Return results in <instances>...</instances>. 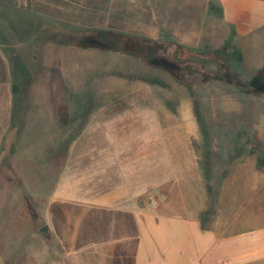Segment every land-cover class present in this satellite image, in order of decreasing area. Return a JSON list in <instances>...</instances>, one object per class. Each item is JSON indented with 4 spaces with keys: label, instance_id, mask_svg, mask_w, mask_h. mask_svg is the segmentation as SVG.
<instances>
[{
    "label": "rangeland",
    "instance_id": "1",
    "mask_svg": "<svg viewBox=\"0 0 264 264\" xmlns=\"http://www.w3.org/2000/svg\"><path fill=\"white\" fill-rule=\"evenodd\" d=\"M119 37L189 56L145 60L122 52ZM255 39L239 37L219 0H0L2 264H90L93 251L73 249L94 243L132 263L131 211L57 197L61 172L79 179L98 149L144 148L147 171L160 162L164 177L170 167L199 175L224 211L264 226V83L251 86L264 77V37ZM112 129L129 137L107 140Z\"/></svg>",
    "mask_w": 264,
    "mask_h": 264
},
{
    "label": "crops",
    "instance_id": "2",
    "mask_svg": "<svg viewBox=\"0 0 264 264\" xmlns=\"http://www.w3.org/2000/svg\"><path fill=\"white\" fill-rule=\"evenodd\" d=\"M219 3L225 19L233 23L240 38L263 41L264 0H219ZM106 133L107 140L129 137L122 131L115 136L114 129ZM133 134L137 141L145 140L143 127ZM94 152H98L99 159L79 179L75 177L71 183L65 170L61 172L57 197L90 209L131 211L138 241L132 263L127 255L126 261L123 260V252L119 258L107 243L74 245L73 254L83 248L93 251L94 260L90 264H264V226H258L257 216L242 218L240 212L224 211L222 198L221 202L220 197L215 201L201 191L204 183L199 175L186 180L187 175L183 179L170 167L167 170L170 174L164 177L166 170L160 162L147 171L146 151L139 146ZM103 154L105 159H101ZM147 190L156 196L151 209H146ZM77 230L73 229L74 239Z\"/></svg>",
    "mask_w": 264,
    "mask_h": 264
},
{
    "label": "trees",
    "instance_id": "3",
    "mask_svg": "<svg viewBox=\"0 0 264 264\" xmlns=\"http://www.w3.org/2000/svg\"><path fill=\"white\" fill-rule=\"evenodd\" d=\"M120 49L122 52L144 58L145 60H153V57L159 53H163L168 57L184 62L189 53L184 48L176 46L174 43L158 42L150 39H132L119 37ZM155 61V60H154ZM264 83V77H253L251 86L257 87Z\"/></svg>",
    "mask_w": 264,
    "mask_h": 264
}]
</instances>
